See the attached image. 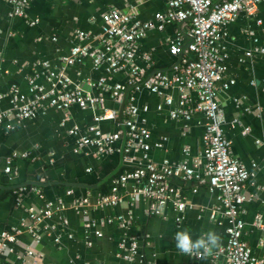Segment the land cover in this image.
<instances>
[{
  "label": "crops",
  "instance_id": "crops-1",
  "mask_svg": "<svg viewBox=\"0 0 264 264\" xmlns=\"http://www.w3.org/2000/svg\"><path fill=\"white\" fill-rule=\"evenodd\" d=\"M135 7L137 19L147 22L155 14L164 12L166 0H34L27 9V17L15 16L12 5L0 4V232L15 233L18 242L0 252V264H209L206 258L191 257L175 248L177 231L189 229L193 239L209 230L220 237V244L227 242L228 221L217 193L211 192L205 172L204 135L207 118L196 113L189 119L173 118L164 98L149 90L134 93L140 117L150 130L148 158L161 164L168 159L173 163L199 162L197 176L186 179L173 176L171 183L179 188L187 200L183 212L168 203L162 213L151 214V201L135 192L136 183L129 181L119 188L121 202L116 206H101L98 197L108 193L112 181L125 170L143 163V152L134 150L122 154L125 138L115 143L119 150L99 154L89 143L81 153L75 148L79 137H93L90 127L95 125L102 133H115L124 119L122 114L127 96L120 100L105 94V103L96 108L71 107L67 112L50 108L40 111L30 119H19L13 109L10 92L15 87L26 98H31L29 80L46 84L48 62L55 71H64L75 83L84 84L91 78L97 81L106 77L108 83H125L126 70L108 73L105 66L95 69L92 57L67 65L77 43L95 44L105 31V15L110 9L129 12ZM38 19L36 25L30 21ZM261 20L262 23H258ZM190 22L170 23L164 29H149L140 41L135 63L149 76L160 71L173 74L180 58L170 53V44L181 34L186 44L190 40ZM86 32L88 38L80 41L77 33ZM222 45L226 56L220 64L226 67L222 76L219 103L222 113L221 127L232 140L233 156L242 162L254 176L248 181L242 217L245 221L243 240L255 257L264 259V147L256 139L264 140V54L255 50L264 45V0L255 16L241 13L225 27ZM254 52L247 56L246 52ZM144 54L153 58L149 67ZM190 58L194 56L190 54ZM230 80L235 84L229 89L223 85ZM93 94L97 88L88 87ZM175 101L177 89L166 90ZM194 100L196 95L192 94ZM162 108L159 109V106ZM145 107L148 110H145ZM104 110H117L116 120L95 121ZM238 120L239 123H236ZM78 127V135L70 130ZM250 128L247 135L243 129ZM189 149V153H185ZM28 154V156H24ZM257 165V167L255 166ZM11 172H7L8 168ZM23 189L21 205L17 193ZM73 190L72 194L68 191ZM43 195V197L40 196ZM87 197L86 209H76L74 202ZM54 204L55 213L36 226L40 236L36 240L27 230L29 209L42 208L46 202ZM218 209H220L218 211ZM217 210L216 219L211 214ZM119 218L130 220L128 227ZM55 226L57 232L45 230ZM58 238V240H56ZM136 239L139 250L134 260L123 257L120 248L124 240ZM33 250L34 255H27ZM200 251H203L202 249Z\"/></svg>",
  "mask_w": 264,
  "mask_h": 264
},
{
  "label": "built area",
  "instance_id": "built-area-1",
  "mask_svg": "<svg viewBox=\"0 0 264 264\" xmlns=\"http://www.w3.org/2000/svg\"><path fill=\"white\" fill-rule=\"evenodd\" d=\"M34 0H0L12 5L15 16L27 17V9ZM167 8L164 12L155 14L154 18L147 22L137 19L138 12L132 7L129 12L118 9H110L105 15L106 28L101 33L95 44L83 45L77 43L71 49L69 57L64 58L67 65L80 62L84 57L90 56L95 69L105 66L108 73H116L126 70L127 81L125 83H108L106 77L97 81L88 78L84 84L73 82L62 71H55L48 62H44L46 68V86L36 83L34 78L29 80L31 98H26L17 88L10 92L13 109L19 119H30L40 111L50 108L67 112L71 107L78 106L81 109L96 108L105 103V94L112 99L120 100L129 89L132 94L127 96L126 106L122 114L124 119L120 122V129L115 133H102L97 126L90 127L93 137H79L76 153H81L86 144L97 147L99 154H111L119 150L115 143L125 138L123 153L130 154L134 150L143 152V163L125 170L112 181V187L108 193L98 197L101 206H116L121 202L118 194L119 188L129 181L136 183L135 192L150 200L151 214H161L162 209L172 203L177 211L183 212L187 206V200L181 190L174 186L170 179L176 175H182L186 179L197 176L199 162L189 164L188 161L173 163L168 159L161 164L149 160L148 141L151 137L150 130L140 117L139 107L136 105L134 93L149 90L164 98L165 104L171 106L177 102V107L171 111L173 118L189 119L196 113H202L207 118L204 135V155L206 158L205 172L208 175V184L211 192L217 193L223 208V216L228 221V239L224 246L209 254V264H264V259L253 255L251 248L243 240L245 221L242 217L243 207L248 196L246 187L254 173L236 159L231 151L232 140L229 139L221 127L222 113L219 103V82L226 70L220 64L225 57L226 49L222 45L227 24L234 22L241 13L255 16L259 10L262 0H166ZM190 22V40L184 43L181 34L170 44V53L180 58V62L174 66L173 74L160 71L151 76L146 70L135 63L140 41L146 36L149 29H164L170 23ZM38 19L31 20V25H36ZM258 23H262L258 20ZM80 41L88 38L86 32L77 33ZM264 54V45L255 50ZM254 52H246L252 56ZM193 55V58L189 56ZM144 60L149 67L153 66V58L150 54H144ZM235 84L230 80L223 85L229 89ZM88 87L97 88L98 94H93ZM177 89L179 99L174 100L166 90ZM196 95L194 100L193 95ZM162 105L159 106V109ZM145 110H148L145 107ZM119 116L117 110H104L95 117L96 122L103 120H116ZM239 123L238 120H235ZM4 123L0 115V125ZM250 128H244L243 134L247 135ZM71 134L78 135V127L70 130ZM256 144L264 147V140L256 139ZM186 154L189 149L184 150ZM28 156V154H24ZM257 167V165H255ZM7 172H11L9 167ZM23 189L16 191L18 205H21ZM69 194L73 190L68 191ZM41 197L43 195L40 194ZM89 198L83 197L75 200L76 209H86ZM220 209H218L219 211ZM29 223L27 230L36 240L40 236L36 232V226L54 213V204L46 202L40 209L31 207L29 210ZM217 210L211 214L216 219ZM123 227L130 225V220L119 218ZM45 230L57 232L55 226L46 225ZM58 240V238L56 239ZM18 242L17 235L12 232H0V252L10 249V244ZM125 249L123 257L134 260L138 254L139 243L136 239L124 240L120 244ZM27 255H34L33 250H28ZM199 254L191 257H199Z\"/></svg>",
  "mask_w": 264,
  "mask_h": 264
},
{
  "label": "clouds",
  "instance_id": "clouds-1",
  "mask_svg": "<svg viewBox=\"0 0 264 264\" xmlns=\"http://www.w3.org/2000/svg\"><path fill=\"white\" fill-rule=\"evenodd\" d=\"M174 240L175 248L182 254L191 256L199 254L202 249L203 255L199 256L201 259L206 258V256L211 254L212 250L220 244L219 235L212 230L202 233L196 239H193L190 230L185 228L176 232Z\"/></svg>",
  "mask_w": 264,
  "mask_h": 264
},
{
  "label": "water",
  "instance_id": "water-1",
  "mask_svg": "<svg viewBox=\"0 0 264 264\" xmlns=\"http://www.w3.org/2000/svg\"><path fill=\"white\" fill-rule=\"evenodd\" d=\"M122 154H123V150H122Z\"/></svg>",
  "mask_w": 264,
  "mask_h": 264
}]
</instances>
